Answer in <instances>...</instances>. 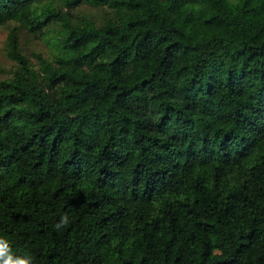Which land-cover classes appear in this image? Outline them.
Masks as SVG:
<instances>
[{
    "label": "trees",
    "instance_id": "obj_1",
    "mask_svg": "<svg viewBox=\"0 0 264 264\" xmlns=\"http://www.w3.org/2000/svg\"><path fill=\"white\" fill-rule=\"evenodd\" d=\"M0 31L14 253L264 264V0H0Z\"/></svg>",
    "mask_w": 264,
    "mask_h": 264
},
{
    "label": "clouds",
    "instance_id": "obj_2",
    "mask_svg": "<svg viewBox=\"0 0 264 264\" xmlns=\"http://www.w3.org/2000/svg\"><path fill=\"white\" fill-rule=\"evenodd\" d=\"M69 223L70 217L67 213H64L54 224V229L59 232L65 229ZM0 264H33V257L29 253L23 255L14 253L9 240L0 236Z\"/></svg>",
    "mask_w": 264,
    "mask_h": 264
},
{
    "label": "rangeland",
    "instance_id": "obj_3",
    "mask_svg": "<svg viewBox=\"0 0 264 264\" xmlns=\"http://www.w3.org/2000/svg\"><path fill=\"white\" fill-rule=\"evenodd\" d=\"M3 36H4V33L2 31H0V47H1V42H2V39H3Z\"/></svg>",
    "mask_w": 264,
    "mask_h": 264
}]
</instances>
